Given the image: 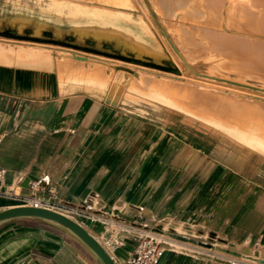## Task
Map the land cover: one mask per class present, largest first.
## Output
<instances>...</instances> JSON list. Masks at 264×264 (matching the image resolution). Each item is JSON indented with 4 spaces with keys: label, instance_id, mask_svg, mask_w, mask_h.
Returning <instances> with one entry per match:
<instances>
[{
    "label": "crops",
    "instance_id": "0c3cea01",
    "mask_svg": "<svg viewBox=\"0 0 264 264\" xmlns=\"http://www.w3.org/2000/svg\"><path fill=\"white\" fill-rule=\"evenodd\" d=\"M1 41L111 56L11 16L0 15ZM6 48L0 210L38 200L81 224L116 264H128L125 257L156 228L170 237L157 264H264L262 154L237 158L216 147L219 138L205 144L182 118L150 107L142 115L125 97L123 70L103 68L104 76L99 59L88 65L51 50L49 64L26 65V50ZM0 264L102 263L62 225L15 217L0 222Z\"/></svg>",
    "mask_w": 264,
    "mask_h": 264
},
{
    "label": "rangeland",
    "instance_id": "374dc122",
    "mask_svg": "<svg viewBox=\"0 0 264 264\" xmlns=\"http://www.w3.org/2000/svg\"><path fill=\"white\" fill-rule=\"evenodd\" d=\"M163 1L165 2V0H120V3L119 0H0L1 17H15V19L19 22L30 23L38 28H54L62 40L66 39L71 44L76 43L92 48L94 47L98 50L107 51L111 56L108 55V57H101L91 52L84 53L73 48L67 49L61 46L50 47L46 45H31L21 42L1 41L0 46L20 50L22 52H24L23 50H26L27 56L32 55V52H41L45 59L44 65L49 64V52L52 50L61 57L75 58L81 61V63H86V61L87 63H90L99 59L105 65H103V68H108L112 74L115 69L123 70L124 76L121 79L123 80V78L126 77V80L123 81L127 91L126 99L138 102L141 106L140 113L142 115L147 113V109L142 108L150 107L155 110L157 116H163L165 113L166 115L172 114L176 117L182 118L192 129L195 130L199 128L198 130H200L204 135L205 144H208L212 138H219L214 131L216 132L217 127L224 131L225 128L223 127H225V124L221 122L212 123L204 119L200 120L201 118L196 116L200 113L209 115L210 117H207L213 121V118H219L222 121H224V118H228L230 123H235L236 121L237 126L243 128L247 123L244 117H242L243 120L241 119V113L243 114L249 111H257L259 115L258 117H260L259 121L261 122V126L264 131V67L253 68L249 65L242 64L246 62L238 61V57H233V54L229 53L228 50H220L219 45L217 44L218 41L215 38H206L203 36L202 32L199 31V29L205 30L208 28L214 31L215 28L217 29L218 25L221 27V29H219L226 34L233 33L234 22L225 12V6L228 1L223 0L224 7L222 5L220 8L222 11L219 9L220 12L218 11L219 6L217 8L213 7L216 9V13L218 11L216 14L217 17L218 15L220 17H218V19L214 17L212 21L211 19L213 16L210 15V13L208 14V9H206L207 7L205 8L203 5L204 3H201L203 0L200 1L201 4H199L198 0H194L195 2H190V0L183 7L170 5V0H168V4H165ZM174 6L177 9L176 11ZM199 7L201 9L203 7L205 8H203L205 10V14L198 13L197 10H199ZM92 9L96 10L93 11ZM185 9L188 11L190 10L193 13H187L185 12ZM194 9L197 12H195ZM155 11H157V13ZM180 11L183 13V16ZM173 12L176 15L172 14ZM186 13L188 16H185ZM207 14L210 19L207 18ZM184 17L185 19H183ZM194 17L196 19L192 21V18L194 19ZM181 19H183L182 21H186L187 19V23H185V21H180ZM207 22L212 26L207 27ZM178 23L180 25H184L180 26ZM201 23L205 26L201 25ZM208 23L207 25H209ZM219 23H221L222 26ZM106 24L109 25V27L119 26L127 29L135 27L136 25V29L140 32L143 31L142 28L145 30L149 29L148 31H150L153 37V42L156 43V45H160L165 53L164 55L167 57L161 55L158 58H155L150 53L148 55V52H140L136 48L134 40L124 34H120L119 41H117L114 36L108 37L106 32L101 35L102 37H97L98 34H100L99 31L101 30L99 27ZM169 24H172L173 26L171 25L169 28ZM179 27H181V32L177 30ZM183 27L194 28V31L189 33V31H187L186 28L183 29ZM189 39L198 41H190ZM176 40L179 44H177ZM181 41L187 46H185V44ZM131 45H134V47H131ZM176 58L177 60H175ZM185 59H188V61ZM111 78L112 77L110 76L109 80H111ZM112 79L113 81L120 80L117 77H113ZM151 81L153 82V85ZM168 85L170 86L169 89L167 88L169 91L165 88ZM247 88L248 90L246 91L245 89ZM176 92L181 95H177L178 93ZM234 92L237 93L235 94ZM261 93L262 96L260 97ZM152 94L162 95L165 100L161 103V100L159 99H152ZM184 94L188 97L183 99L185 96ZM200 96L202 98H200ZM194 97H196L195 100H198V102H195L193 99ZM248 97H250V99ZM150 100H154L156 102L153 107L152 104H150ZM172 102L175 103L176 106H174ZM193 103L195 104L193 105ZM233 104H237V107L233 106ZM236 115H239L240 117L238 118V121L237 119L234 120ZM225 134L228 133L226 132ZM226 136L228 137V135ZM250 153L262 154L264 156V152H260L259 150H251ZM156 229L157 230L147 232V235L154 236L156 239L162 238L166 241L169 240L170 237L162 232V230L159 231L160 228ZM171 244L173 245V243Z\"/></svg>",
    "mask_w": 264,
    "mask_h": 264
},
{
    "label": "bare ground",
    "instance_id": "6f19581e",
    "mask_svg": "<svg viewBox=\"0 0 264 264\" xmlns=\"http://www.w3.org/2000/svg\"><path fill=\"white\" fill-rule=\"evenodd\" d=\"M115 1V0H114ZM162 1V0H161ZM190 0H170L169 1V3H170V5H175L176 7L177 6H179V7H183V6H185V4H187V2H189ZM195 2L194 0H191L190 2ZM200 1L201 0H198V2H199V4H203L204 5V7L206 8V9H208V14L210 13V15H212L213 16V18L211 19V21L214 19V17L216 18V19H218V17H220L219 15H218V17H217V13H218V11H219V9L222 7V5H223V0H203L201 3H200ZM226 1V0H225ZM228 1V3H227V5L225 6L226 8H225V12H226V14L227 15H229L230 16V18L233 20V22H234V30H233V33L232 34H226L225 32H223V31H221L220 29H221V27L220 26H218L217 25V29L215 28V30L213 31V30H211V29H199V31H201L202 32V34H203V36H205L206 38H209V39H213V38H215L218 42H217V44L219 45V48H220V50H223V49H225L226 51L228 50L229 51V53H231V54H233L232 56L233 57H235L236 58V56L238 57V61H241V62H243V61H245L246 63H242V64H245V65H249L250 67H253V68H255V67H257V68H262V67H264V0H227ZM117 2V1H116ZM119 2H120V0H119ZM124 2V1H123ZM125 2H127V1H125ZM164 2V1H163ZM121 3V2H120ZM132 3V2H131ZM136 3V2H135ZM165 4L167 3L168 4V0L166 1L165 0V2H164ZM127 4H129L128 2H127ZM198 4V5H199ZM131 5V4H130ZM161 5V4H160ZM203 5H201V6H203ZM206 5V6H205ZM137 6H138V4H137ZM175 6H174V8H175ZM200 6V5H199ZM219 6V8H218V11H217V13H216V9H214V8H217ZM140 7V6H139ZM192 7V6H191ZM203 7V8H204ZM212 7V8H211ZM214 7V8H213ZM223 7H224V5H223ZM194 8V7H193ZM197 8V7H196ZM201 9L200 7H199V10H197L198 11V13H204L205 14V8L204 9ZM173 9V8H172ZM93 10V9H92ZM96 9H94L93 11H95ZM131 10H133V9H131ZM142 10V9H141ZM155 10V9H154ZM177 9L175 8V11H176ZM179 10V9H178ZM183 10V9H182ZM186 11L185 12H190V14H191V12L192 11H188L187 9H185ZM221 10V9H220ZM165 11V10H164ZM194 11H195V9H194ZM197 11H195V12H197ZM222 11V10H221ZM127 12V11H126ZM156 13H157V11H155ZM181 12V11H180ZM184 12V13H185ZM220 12V11H219ZM170 13H171V11H170ZM182 13V12H181ZM185 14V16H188V14ZM193 13V12H192ZM172 14H175L174 12L172 13ZM208 14H207V18H209V16H208ZM141 15V14H140ZM164 15V14H163ZM176 15V14H175ZM201 15H203V14H201ZM182 16H183V13H182ZM197 16V15H196ZM195 16V17H196ZM200 16V15H199ZM160 17V16H159ZM165 17V16H164ZM176 17V16H175ZM192 17V16H191ZM194 17V19L192 18V21H194L196 18ZM205 17V16H204ZM147 18V17H146ZM169 18V17H168ZM181 18V17H180ZM199 18V17H198ZM206 18V19H207ZM154 19V18H153ZM183 19H185V17L183 18ZM183 19H181L180 21H182ZM190 19V18H189ZM189 19H188V21H189ZM203 19V18H202ZM210 19V18H209ZM142 20V19H141ZM148 20V19H147ZM168 20V19H167ZM205 20V19H204ZM208 20V19H207ZM172 21V20H171ZM179 21V20H178ZM185 21V20H184ZM184 21H182V22H184ZM186 21H187V19H186ZM185 21V23H187ZM198 21V20H197ZM201 21V20H200ZM220 21V20H219ZM237 21V22H236ZM143 22V21H142ZM177 22V21H176ZM196 22V21H195ZM202 22H203V20H202ZM210 22V21H209ZM214 22V21H213ZM231 22V21H230ZM167 23V22H166ZM197 23V22H196ZM208 23V22H207ZM207 23H206V26L207 27H209V26H212L211 24H213V23H211V24H209V25H207ZM214 23H217V22H214ZM137 24V23H136ZM179 24V23H178ZM182 24V23H181ZM190 24H193V23H190ZM218 24V23H217ZM220 25H221V23H219ZM147 25V24H146ZM171 25L172 24H169V28L171 27ZM180 25V24H179ZM182 25H184V24H182ZM182 25H180V26H182ZM186 25H188V24H186ZM198 25H200V24H198ZM201 25H204L203 23H201ZM214 25V24H213ZM92 26H95V25H92ZM148 26V25H147ZM167 26H168V24H167ZM173 26V25H172ZM178 26V25H177ZM205 26V25H204ZM222 26V25H221ZM224 26V25H223ZM189 27V26H188ZM192 27H195V26H192ZM142 28V27H141ZM175 28V27H174ZM180 28L181 27H179V28H177V30H179L180 32H181V30H180ZM186 27H183V29H185ZM197 28V27H196ZM220 28V29H219ZM99 29H101L99 32H100V34H98V36L97 37H99L100 38V36L103 34V33H105L106 32V34H107V36L108 37H110V36H114L116 39H117V41H119L120 40V34H124L125 36H127V37H130L131 39H133L134 40V42H135V46H136V48L141 52V51H144V53L146 52H148V55H149V53L150 54H152L155 58H158L159 56H163L165 53H164V51L162 50V48L160 47V45H156V43H154L153 42V37H152V35H151V33H150V31H148V30H145L144 28H142V30L143 31H138L137 29H136V25H135V27H131V28H129V29H127V28H122V27H119V26H112V27H109V25H103V26H101V27H99ZM187 29V31H189V33L191 32V31H194V28H186ZM197 29V30H198ZM224 29V28H223ZM174 30V29H173ZM176 30V31H177ZM196 30V29H195ZM175 31V32H176ZM185 31V30H184ZM169 32H171V31H169ZM180 32H179V34H180ZM228 32H229V30H228ZM172 33V32H171ZM184 33V32H183ZM153 34V33H152ZM187 34V33H186ZM193 34H195V33H193ZM105 35V34H104ZM172 35V34H171ZM182 35V34H181ZM185 35V34H184ZM197 35V34H196ZM96 36V35H95ZM180 36V35H179ZM186 36V35H185ZM195 36V35H194ZM102 37V36H101ZM105 37V36H104ZM172 37V36H171ZM174 37V36H173ZM181 38V37H180ZM204 38V37H203ZM231 38V39H230ZM111 39V38H110ZM190 40V39H189ZM188 40V41H189ZM191 40H194V39H191ZM190 40V41H191ZM207 40V39H206ZM177 41V40H176ZM189 41V42H190ZM194 41H198V40H194ZM203 41H205V40H203ZM157 42V41H156ZM182 42V41H181ZM185 42H187V41H185ZM199 42H201V41H199ZM183 43V42H182ZM153 44V45H152ZM177 44H179V42L177 41ZM183 44H185V43H183ZM187 44H189L188 42H187ZM129 45V44H128ZM181 45V44H180ZM191 45V44H190ZM198 45V44H197ZM202 45V44H201ZM212 45V44H211ZM185 46H187L186 44H185ZM185 46H182V47H185ZM202 46H204V45H202ZM12 47V46H11ZM131 47H134V45H131ZM181 47V46H180ZM195 47V46H194ZM198 47V46H197ZM209 47V46H208ZM8 48V47H7ZM5 49V50H9V49ZM199 48H200V46H199ZM216 48V47H215ZM186 49V48H185ZM210 49H213V48H210ZM166 50V49H165ZM179 50H180V48H179ZM188 50V49H187ZM191 50V49H190ZM202 50V49H201ZM205 50V49H204ZM138 51V52H139ZM167 51V50H166ZM182 51V50H181ZM0 52L1 53H3V49L1 50L0 49ZM139 52V53H140ZM174 52V51H173ZM209 52V51H208ZM175 53H176V50H175ZM182 53V52H181ZM201 53V52H200ZM165 57H167L166 55H164ZM172 56V55H171ZM178 57V56H177ZM234 58V59H235ZM88 59V58H87ZM165 59V58H164ZM174 59V58H173ZM172 59V60H173ZM178 59H179V57H178ZM16 60V59H15ZM44 56H43V54L41 53V52H32V55H29V56H27V58H25V59H23L22 60V63L23 64H26V65H41V66H44ZM82 60V59H81ZM89 60V59H88ZM175 60H177V58L175 59ZM185 60H187L188 61V59H185ZM194 60H196V59H194ZM236 60V59H235ZM17 61V60H16ZM179 62L181 63V61L179 60ZM69 63H70V61H69ZM71 63H72V61H71ZM70 63V65H72V64H74V63H72L71 64ZM91 63V62H90ZM141 63V62H140ZM193 63V62H192ZM184 64V63H183ZM70 65H67L66 64V67H68V66H70ZM76 65V63L74 64V66ZM88 65H90L89 63H88ZM94 66H96V64H93ZM99 65V64H98ZM152 65H154V64H152ZM73 65L71 66V67H74ZM101 66V65H100ZM103 66V65H102ZM100 67V68H102L103 69V67ZM105 66V65H104ZM79 67V66H78ZM86 67V66H85ZM89 67V66H88ZM87 67V68H88ZM97 67V66H96ZM96 67H94L95 69H97L98 70V68H96ZM158 67V66H157ZM178 67H180V66H178ZM77 68V67H76ZM76 68H74V69H72V70H75ZM87 68H86V70H87ZM90 68V67H89ZM88 68V69H89ZM70 70H68V72L69 71H71V68H69ZM80 70L82 69V68H79ZM78 68H77V70H79ZM83 69H85V68H83ZM92 69V68H91ZM252 69V68H251ZM100 70V69H99ZM166 70V69H165ZM182 70V69H181ZM85 71V70H84ZM90 71V70H89ZM88 71V72H89ZM92 71L93 72H95L96 70H91L90 71V75H91V77H92ZM167 71V70H166ZM75 72V71H74ZM83 72V71H82ZM192 72V71H191ZM71 73V72H70ZM81 73V72H80ZM85 73H87V72H85ZM103 73H104V69H103ZM171 73V72H170ZM69 74V73H68ZM75 74H76V72H75ZM74 74V75H75ZM77 74H79V71H78V73ZM82 74V73H81ZM70 75V74H69ZM71 75H73L72 73H71ZM70 75V76H71ZM73 75V76H74ZM85 75V74H84ZM94 75V74H93ZM101 75V74H100ZM263 75H264V73H263ZM72 76V77H73ZM82 76V75H81ZM104 76H105V73H104ZM107 76V75H106ZM250 76V75H249ZM256 77H258V76H256ZM65 78V77H64ZM105 79H106V77H104ZM259 78V77H258ZM60 79H62V78H60ZM70 79V78H69ZM97 79V78H96ZM107 80H109V79H107ZM106 80V81H107ZM124 80H126V77H124L123 78V80L121 79V81H124ZM85 81V80H84ZM93 81V80H92ZM98 81H99V79H98ZM104 82V81H103ZM152 82V81H151ZM150 82V83H151ZM154 82H155V80H154ZM157 82V81H156ZM81 83H84V82H81ZM105 83V82H104ZM114 83V82H113ZM71 84V83H70ZM89 84V83H88ZM97 84V83H96ZM99 84V83H98ZM120 84V83H119ZM125 84V83H124ZM124 84H120V85H124ZM249 84V83H248ZM105 85H107V84H105ZM104 85V86H105ZM127 85V84H126ZM150 85V84H149ZM152 85H153V82H152ZM155 85H157V84H155ZM255 85V84H254ZM103 86V85H102ZM164 86H165V84H164ZM246 86V85H245ZM169 85L168 86H166L165 88H166V90L167 91H169L168 89H169ZM249 87V86H248ZM262 87V86H261ZM102 88V87H101ZM168 88V89H167ZM246 88V87H245ZM116 89V88H115ZM251 89V88H250ZM162 90V89H161ZM236 90V89H235ZM234 90V91H235ZM246 91L248 90V88L247 89H245ZM164 91V90H163ZM231 91V90H230ZM233 91V90H232ZM170 92H171V90H170ZM238 92V91H237ZM236 92V93H237ZM239 92H241V91H239ZM253 92V91H252ZM123 93V92H122ZM176 93H178V92H176ZM175 93V94H176ZM235 93V92H234ZM235 93V94H236ZM243 93H245V92H243ZM250 93V92H249ZM260 93V92H259ZM263 93V92H262ZM262 93H261V95H260V97L262 96ZM107 94V93H106ZM174 94V93H173ZM180 93H178L177 95H179ZM247 94H248V92H247ZM264 94V93H263ZM114 95V94H113ZM181 95V94H180ZM185 95V94H184ZM239 95V94H238ZM253 95V94H252ZM257 95V94H256ZM105 96V95H104ZM122 96V95H121ZM152 99L153 98H156V99H159V100H161V103H162V101H164L165 100V98L162 96V95H159V94H152ZM112 97V96H111ZM126 97V96H125ZM180 97V96H179ZM182 97V96H181ZM188 96L187 95H185L184 97H183V99L184 98H187ZM196 97H198V96H196ZM196 97H194L193 99L195 100V98ZM240 97H242V96H240ZM257 97V96H256ZM264 97V96H263ZM120 98V97H119ZM190 98V97H189ZM200 98H202L201 96H200ZM249 99H250V97H248ZM134 99V98H133ZM245 99H246V97H245ZM252 99V98H251ZM113 100V99H112ZM139 100V99H138ZM159 100H157V101H159ZM190 100H192V99H190ZM118 101V100H117ZM154 100H150V104H152V107H153V105H155V101L153 102ZM193 101V100H192ZM191 101V102H192ZM190 102V101H189ZM195 102H198V100L196 101L195 100ZM254 102V101H253ZM262 102H263V100H262ZM184 103V102H183ZM256 103H258V102H256ZM261 103V102H260ZM165 104H167V103H165ZM172 104L174 105V106H176V104L175 103H173L172 102ZM187 104H188V102H187ZM192 104V103H191ZM195 103H193V105H194ZM263 104H264V102H263ZM169 105V104H168ZM189 106H190V104H189ZM225 106V105H224ZM226 106H228V105H226ZM233 106H235V107H237V104H233ZM173 107V106H172ZM223 107V106H222ZM175 108V107H174ZM191 108V107H190ZM155 109V108H154ZM157 109V108H156ZM177 109V108H176ZM184 110V109H183ZM190 113V112H189ZM196 116H198L199 118H201L200 120H202V119H204V120H206V121H209V122H212V123H216V122H221V123H223V124H225V127H223V128H225L224 129V131L223 130H221V129H219V127H217V130L220 132H218L217 130H216V132L214 131V133L215 134H217L218 136H219V142L217 143V146L216 147H218L219 149H221V150H223V149H227L228 147H230L234 152H235V154H236V156H237V158H239V157H241V156H244V155H246V154H248V152H250L251 150H259L260 152H264V131H263V127L261 126V122L259 121L260 120V117H258L259 115H258V113H257V111H249V112H245V113H241V119L243 120V118L242 117H244L245 118V120H246V125L242 128H240V127H238L237 126V124H236V121H235V123H230V120L228 119V118H224L223 120L224 121H222L221 119H215V118H213L214 119V121L213 120H211L210 118H208L207 116H209V115H207V114H205V113H200V114H197ZM195 117V116H194ZM197 117V118H198ZM210 117V116H209ZM187 118V117H186ZM238 118H240L239 117V115H236V117H235V119L234 120H236L237 119V121H238ZM188 119V118H187ZM183 122V121H182ZM232 122H234V121H232ZM192 125V124H191ZM220 128H222V127H220ZM222 128V129H223ZM199 129V128H198ZM207 129V128H206ZM210 129V128H209ZM189 130L191 131L192 130V128L191 127H189ZM221 130V131H220ZM223 132H227L228 134H225V133H223ZM171 133V132H170ZM226 135H228V137L226 136ZM218 154V153H217ZM215 157H217V156H215ZM224 158H227V157H224ZM219 159V158H218ZM220 160V159H219ZM222 160V159H221ZM239 160V159H238ZM214 161V160H213ZM232 161V160H231ZM219 162V161H218ZM221 162V161H220ZM222 162H224V161H222ZM226 162V161H225ZM235 162V161H234ZM224 166V165H223ZM234 169V168H233ZM253 172V171H252ZM262 173V172H261ZM264 173V172H263ZM244 178V177H243ZM257 179V178H256ZM247 180V179H246ZM248 181V180H247ZM40 204H39V202H38V206H39ZM41 206V205H40Z\"/></svg>",
    "mask_w": 264,
    "mask_h": 264
},
{
    "label": "water",
    "instance_id": "95a60500",
    "mask_svg": "<svg viewBox=\"0 0 264 264\" xmlns=\"http://www.w3.org/2000/svg\"><path fill=\"white\" fill-rule=\"evenodd\" d=\"M15 217H35L56 222L68 229L83 242L102 264H116L111 255L93 235L77 221L60 211L32 204L15 205L0 210V222Z\"/></svg>",
    "mask_w": 264,
    "mask_h": 264
},
{
    "label": "built area",
    "instance_id": "2783aa9c",
    "mask_svg": "<svg viewBox=\"0 0 264 264\" xmlns=\"http://www.w3.org/2000/svg\"><path fill=\"white\" fill-rule=\"evenodd\" d=\"M38 202L36 200L32 205L38 206ZM164 244L165 242L162 238L156 239L154 236H144L138 242L135 251L126 256L124 260L128 264H157L163 254Z\"/></svg>",
    "mask_w": 264,
    "mask_h": 264
}]
</instances>
